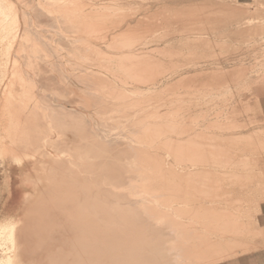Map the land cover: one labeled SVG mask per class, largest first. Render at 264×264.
<instances>
[{"label":"bare ground","instance_id":"1","mask_svg":"<svg viewBox=\"0 0 264 264\" xmlns=\"http://www.w3.org/2000/svg\"><path fill=\"white\" fill-rule=\"evenodd\" d=\"M18 2L0 0V264H206L249 247L264 140L224 134L241 127L220 116L243 73L228 84L218 63L252 19L194 0Z\"/></svg>","mask_w":264,"mask_h":264},{"label":"rangeland","instance_id":"2","mask_svg":"<svg viewBox=\"0 0 264 264\" xmlns=\"http://www.w3.org/2000/svg\"><path fill=\"white\" fill-rule=\"evenodd\" d=\"M13 1L20 7L18 0ZM194 1H197L196 3L203 2L210 7H213L215 4H221L225 11L235 14L237 19L249 17L255 25V31L253 32L254 35L252 33L251 36L247 35L248 33L245 34L244 32H241L243 35L240 33L235 49H232L229 45L225 46L223 57L220 58L218 66L221 67L222 77L228 84H230L228 76L231 71L243 73L238 82V87L234 89V93L232 95L227 94L223 97L222 106L224 110L220 116L222 121L231 119L239 123L241 127L233 130V132H225L224 134H254L256 136L253 145H256L259 140H264V33L262 35L259 34L258 36L259 31H257V29L259 30L261 27L259 24L264 23V0ZM256 21L258 23H256ZM227 28L228 26H226V29ZM226 39H228V36ZM212 66L213 65L209 63H202L197 67H191L189 69L192 70L193 73L200 68L207 70ZM246 69H248V71ZM208 118L211 119L213 117L209 114ZM242 152L244 153V150ZM250 156L251 160L256 163V166H253V172L256 174V177L244 195L245 199H252L254 201L253 205H257L264 200V146L257 145L256 148H253V150L250 151ZM257 213L258 210L256 208L251 216V229L254 234L249 238H242L243 242L249 243V247L242 249L238 248L240 251L237 250L234 253H228L223 257L209 261L206 264H211L238 253L248 251L251 245L255 244L254 241L260 237V228L256 221Z\"/></svg>","mask_w":264,"mask_h":264},{"label":"crops","instance_id":"3","mask_svg":"<svg viewBox=\"0 0 264 264\" xmlns=\"http://www.w3.org/2000/svg\"><path fill=\"white\" fill-rule=\"evenodd\" d=\"M260 228V237L256 239L248 251L216 261L211 264H264V200L259 203L256 215Z\"/></svg>","mask_w":264,"mask_h":264}]
</instances>
